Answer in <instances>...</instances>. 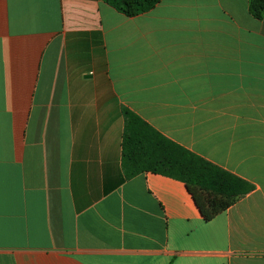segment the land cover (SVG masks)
<instances>
[{"label":"crops","instance_id":"crops-1","mask_svg":"<svg viewBox=\"0 0 264 264\" xmlns=\"http://www.w3.org/2000/svg\"><path fill=\"white\" fill-rule=\"evenodd\" d=\"M249 0H0V264H264V17ZM129 109L254 185L206 221L127 176Z\"/></svg>","mask_w":264,"mask_h":264},{"label":"trees","instance_id":"trees-1","mask_svg":"<svg viewBox=\"0 0 264 264\" xmlns=\"http://www.w3.org/2000/svg\"><path fill=\"white\" fill-rule=\"evenodd\" d=\"M105 1L125 15L135 16L151 10L161 0ZM248 11L256 19H262L264 0H249ZM123 117L121 144L127 176L148 170L183 181L206 221L254 189L247 180L165 137L133 111L125 109Z\"/></svg>","mask_w":264,"mask_h":264}]
</instances>
